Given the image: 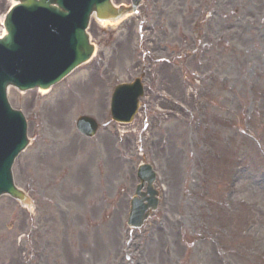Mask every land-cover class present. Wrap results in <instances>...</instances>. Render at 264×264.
<instances>
[{"label":"rangeland","instance_id":"obj_1","mask_svg":"<svg viewBox=\"0 0 264 264\" xmlns=\"http://www.w3.org/2000/svg\"><path fill=\"white\" fill-rule=\"evenodd\" d=\"M200 1L155 2L160 42L148 49L168 57L164 65L140 55L132 19L108 27L106 38L92 21L94 61L46 95L9 90L33 140L13 173L39 210L44 264H264V0H220L201 55L182 56L177 27ZM9 7L0 0V21ZM144 63L152 68L138 116L128 126L110 122L108 90ZM82 114L109 122L92 141L74 130ZM142 161L165 192L147 227L130 231ZM21 211L0 199V264L22 258Z\"/></svg>","mask_w":264,"mask_h":264},{"label":"water","instance_id":"obj_2","mask_svg":"<svg viewBox=\"0 0 264 264\" xmlns=\"http://www.w3.org/2000/svg\"><path fill=\"white\" fill-rule=\"evenodd\" d=\"M14 1L18 5L8 15L7 36L0 41V195L27 204L28 199L10 183V166L26 141L23 122L6 106L7 87L24 91L55 83L91 56L84 32L91 16L115 21L126 9L116 11L108 0ZM131 95L129 91L121 94L117 113L121 106L135 111Z\"/></svg>","mask_w":264,"mask_h":264},{"label":"bare ground","instance_id":"obj_3","mask_svg":"<svg viewBox=\"0 0 264 264\" xmlns=\"http://www.w3.org/2000/svg\"><path fill=\"white\" fill-rule=\"evenodd\" d=\"M106 25V24H105Z\"/></svg>","mask_w":264,"mask_h":264}]
</instances>
